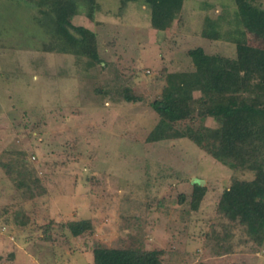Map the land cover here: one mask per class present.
I'll list each match as a JSON object with an SVG mask.
<instances>
[{"label":"rangeland","instance_id":"rangeland-1","mask_svg":"<svg viewBox=\"0 0 264 264\" xmlns=\"http://www.w3.org/2000/svg\"><path fill=\"white\" fill-rule=\"evenodd\" d=\"M96 1L93 17L82 0L67 15L70 31L96 35L90 62L58 48L49 5L0 0V264H93L96 246L159 250L160 264H264V232L218 209L223 191L254 171L187 137L147 139L168 74L196 69L188 50L235 58L239 36L264 50L261 25L234 0H184L165 26L143 0ZM206 18L218 39L202 36ZM191 105L174 128L204 129L212 145L223 119ZM196 185L205 193L193 209ZM81 219L92 228L73 236L64 224Z\"/></svg>","mask_w":264,"mask_h":264},{"label":"trees","instance_id":"trees-1","mask_svg":"<svg viewBox=\"0 0 264 264\" xmlns=\"http://www.w3.org/2000/svg\"><path fill=\"white\" fill-rule=\"evenodd\" d=\"M39 6L49 5L54 14L49 18L51 35L57 40L61 51L87 57L90 62L99 60L96 35L85 27L70 31L67 20L73 9L63 0H28ZM89 8L90 17L97 7L96 0H82ZM137 0H121V5ZM153 13L154 19L165 16L164 26L181 11L184 0H143ZM237 8L253 16L264 30V8L251 4L253 0H234ZM152 21V22H153ZM157 23V22H156ZM208 27L202 36L218 39L217 23L206 18ZM158 26V24H154ZM160 27V26H159ZM242 34V33H241ZM240 37V36H239ZM239 37H234L237 53L235 58L207 54L200 46L188 50V55L196 69L192 72H170L162 98L151 103L159 120L148 135V141L179 139L187 137L204 148L212 157L234 167L237 163L254 171L252 180L234 181L225 189L218 209L231 220L246 224L253 233L264 232V164L254 151L264 146V50L245 45ZM193 90H200L197 99L190 96ZM125 99L134 100L131 94ZM199 105L202 115L219 116L222 126L211 131L214 143L204 142V129L182 132L174 128L176 121L191 117L192 102ZM210 145V146H209ZM258 145V144H257ZM204 188L196 185L192 207L196 209L204 195ZM73 236H79L92 228L88 219L72 220L64 224ZM93 264H160L159 250H134L96 246L92 249Z\"/></svg>","mask_w":264,"mask_h":264}]
</instances>
